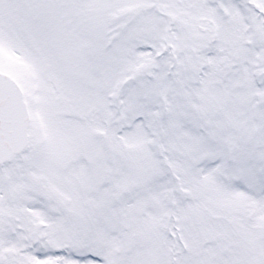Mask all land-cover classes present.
I'll use <instances>...</instances> for the list:
<instances>
[{
    "label": "snow or ice",
    "instance_id": "snow-or-ice-1",
    "mask_svg": "<svg viewBox=\"0 0 264 264\" xmlns=\"http://www.w3.org/2000/svg\"><path fill=\"white\" fill-rule=\"evenodd\" d=\"M0 264H264V0H0Z\"/></svg>",
    "mask_w": 264,
    "mask_h": 264
}]
</instances>
